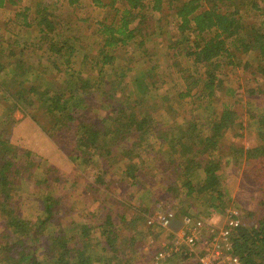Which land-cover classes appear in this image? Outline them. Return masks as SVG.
I'll return each mask as SVG.
<instances>
[{"label":"trees","instance_id":"obj_1","mask_svg":"<svg viewBox=\"0 0 264 264\" xmlns=\"http://www.w3.org/2000/svg\"><path fill=\"white\" fill-rule=\"evenodd\" d=\"M19 1L0 0V8ZM53 3L36 10L30 20L22 8L14 17L21 19L23 40H0V118H7L0 135V264H127L117 238L125 232L133 246L150 215L142 217L147 211L142 209L146 197L141 185L148 183L146 162L152 165L149 171L168 172L175 179L162 188L163 194L186 203L220 205L219 173L225 167L256 183L254 208L237 212L241 224L233 236V251L241 264H264V0H150L149 6L144 0ZM84 7L100 13L79 16ZM59 8L66 11L64 18ZM147 9L157 14L159 26L170 17L175 27L177 36L165 46L176 51L165 67L170 84L157 77L158 62L133 68L135 54L150 56L146 42L155 30ZM159 26L158 34L164 35ZM27 27L35 31L33 45L45 50L48 66L65 76L64 86L54 85L56 78L45 73L38 82L28 76ZM178 54L191 62L192 70L180 66L174 56ZM173 69L176 73H170ZM229 69L241 75L235 88L223 86L222 74ZM44 80L58 88L49 89L47 83L42 89ZM179 80L182 89H175ZM243 81L252 87L245 91ZM156 84L163 90L151 94ZM199 99L197 104L194 100ZM19 103L27 109L21 110L23 116L75 165L83 183L80 201L89 194L93 201L103 199L111 187V192L134 187L138 209L127 216L107 208L94 214L84 204L72 218L66 217L70 209L63 211L71 206L66 179L9 142ZM180 103L185 110L175 106ZM164 118L169 124L162 125ZM245 131L253 133L251 146L235 142ZM112 162L121 164L116 173ZM153 199L158 205V196ZM188 215L175 212L178 219ZM116 223L122 224L120 229ZM38 245L44 246L43 260L32 251Z\"/></svg>","mask_w":264,"mask_h":264},{"label":"rangeland","instance_id":"obj_2","mask_svg":"<svg viewBox=\"0 0 264 264\" xmlns=\"http://www.w3.org/2000/svg\"><path fill=\"white\" fill-rule=\"evenodd\" d=\"M89 2V0H87ZM150 0H144V3L149 6L148 3ZM13 2H17V0H13ZM54 0H20L16 5L9 7L10 5H7L8 7L0 8V40H5L6 38L12 37L17 38L19 40H23L21 38L22 32L24 29H21L18 25L21 21V19L18 17L15 19L14 15L17 12H20L22 8L27 9V16L30 20L32 16L34 15L36 10H40L41 7L47 6V7H53L54 6ZM86 2V0H85ZM84 4L83 6H85ZM164 7H166V4L164 3ZM61 9V10H60ZM61 18H64L63 13L66 11L62 8H59ZM57 10V11H58ZM92 12V16L97 17L100 13L99 9L89 10L87 7H84L83 10L78 12L79 16H89ZM147 16L150 18V23L153 26V30H155L154 34L149 37V40H151L148 44V41L146 42L147 47H149V55L150 56H144L141 57L139 54H135L134 56V69L140 70L144 65L148 64L150 62L151 64H154L158 62L160 65L158 66V72H156L158 78H164V81H166L167 84H170L172 81L170 78L166 77L169 73V71L165 70V67L170 61H172V56L176 52H172L171 50L168 51L165 49V46L170 43V38H174L177 36L175 32V27L170 22L172 19L168 17L167 19L162 21L161 26H159L156 23L157 14L152 13L149 9L146 10ZM156 26L161 27L164 35L158 34V29H156ZM34 29V28H33ZM27 32L25 34L28 37V43L26 45L27 49L25 50L24 54L26 58H30L26 62V67H31L26 72L29 74L28 76H35L36 81L45 78L43 76V73L47 74L46 76L52 75L54 78H56L54 85H65L64 80L66 79L65 76H62V74H57L51 67L48 66V59L47 55L45 53V50H37V48L33 45L37 41V37L35 35V31L32 30L31 27H27L25 29ZM12 32V33H11ZM90 41V40H89ZM19 48H23L22 41H19L18 43ZM154 49V50H153ZM154 51V52H153ZM155 53V55H154ZM82 54V52L80 53ZM176 59L179 61V64L182 68H186V70H192L193 65L191 62L185 58L183 55H174ZM155 57V58H154ZM149 63V64H150ZM149 66V65H148ZM11 68V67H10ZM167 71V72H166ZM42 72V73H39ZM170 73H176V69H173L170 71ZM91 78H96L95 75H93V72L90 73ZM176 75H174L173 78H175ZM223 86L227 88H235L236 82L239 79L240 80V72H231L230 69L227 71H224L223 74ZM156 80V79H155ZM47 83L49 84V89H57L58 86L54 87V85L51 83L50 80H44L42 83V89H44L47 86ZM60 83V84H59ZM243 87L245 88V91L249 88H251V84L244 83L243 81ZM175 89H182L181 81L174 82ZM151 87V86H150ZM154 87L156 88H150V92L155 93L160 89L163 90V87L159 84H156ZM168 88V87H164ZM157 90V91H156ZM156 91V92H155ZM95 92V91H94ZM175 96V95H174ZM97 99V97L95 98ZM99 101V100H98ZM188 101V100H187ZM197 104L201 103V100H194ZM185 104V103H184ZM183 104V105H184ZM215 104V103H214ZM216 105V104H215ZM176 107H179L183 110L191 109L190 101L187 102L186 105L183 106L180 104L175 105ZM213 106V104H212ZM217 106V105H216ZM2 108V107H1ZM11 109V108H10ZM21 110H27L24 104L17 105V108L13 111V118L16 120V123L13 126H10V133H9V142L13 146L20 147L23 150H27L32 152V154L39 158V160L42 162L43 166L50 165L56 170L55 176H60L61 180L67 181L65 183V187L67 190L66 197L67 202L71 205L69 208H65L63 213H67L68 210L70 211L68 214H66V217L72 218L73 213L79 212V208L84 206L86 204L85 210L96 214L98 208L100 209L107 208L108 210L112 212H119L123 214V216H127L131 212H135L138 209V206L140 205V201L137 199L139 196V192L137 189L130 188L126 190V192H118V191H112V187L109 192L106 194H103V199L99 198V200L93 201L92 194H89V198L83 199V201H80V189L81 185V178L79 172H77V169H75V165L72 163V161L64 154L65 152L59 150L55 144L45 137L43 134L38 132V130L32 125V123L29 121V119L25 116H23ZM158 116V114H156ZM39 116V115H38ZM162 116V115H161ZM160 116V117H161ZM187 116H190L187 114ZM7 121L6 119L0 118V135L3 136V130H6L7 125H5ZM162 125L169 124V120L167 118L162 120ZM1 128H4L1 130ZM253 133H249L245 131L243 133V138L236 139L237 144H242L243 146H251L253 144L252 141ZM63 146V148L66 146ZM143 148L147 149L146 146ZM142 162L145 163V158L142 159ZM111 171L113 173H116L117 170L116 167H121V164H115L111 163ZM152 165L149 163H145V169L146 174L148 178H145L146 182H142L141 185L144 187L145 191V200H143V208L147 209L146 212L142 213L143 218H152L157 219L160 215L172 210L174 212H181L185 210L189 215L191 216H200V217H211L213 216L214 223L218 224V222L225 216V213L228 210H235L236 212L244 213L242 210H250L254 208L255 199L258 198V185L248 183L243 179L241 176V172L236 170L235 168L225 167L221 173H219L220 177V184H221V190L223 194V199L221 200L220 205L217 207H209V205L204 204L203 202H181L179 199H172L170 195L163 194V189L170 183H174V178L166 172L165 175H156V173L152 170L149 171L148 169L152 168ZM149 176H152L153 178L150 179ZM73 177H76V180H73ZM72 179V180H71ZM243 179V180H242ZM109 180H113V176L109 177ZM196 180V178H193V182ZM248 180V179H247ZM163 181H166V185L163 184ZM177 183V182H176ZM146 184V185H145ZM178 184V183H177ZM146 186V187H145ZM165 186V187H164ZM57 190L61 192L60 185H57ZM135 190V192H134ZM184 191V190H183ZM134 192V195L132 193ZM147 194V196H146ZM158 196V205L154 203V196ZM132 197V201L130 203L128 202V199ZM150 196V197H149ZM102 199V200H101ZM153 199V200H152ZM65 200V198H64ZM73 201V202H72ZM208 202V201H207ZM122 203V206H121ZM125 205H131L132 207L126 208ZM35 204L31 205L30 208L31 211H35L36 208ZM123 207V208H122ZM148 212V213H147ZM147 218V219H148ZM117 219V218H116ZM145 222V221H144ZM117 228H121L122 224L116 223ZM144 224V223H143ZM145 225V228H144ZM140 226V230L142 233L140 238L133 244V246H130L129 242L125 240L126 233L122 232L119 233L117 238V246H121V248L124 249V253L127 254L126 258L129 259L127 264H150V255L149 252H152L153 250H156V246H159L161 243H164L168 235L163 232V230L157 229L156 227H148L147 224H144ZM179 227V222L174 221L171 228L175 229ZM118 229V230H119ZM145 232H143V230ZM152 240L153 245H150L149 241ZM34 249V256L38 259H44V253L42 246L38 245ZM112 255H109L111 257ZM134 258L135 261H131V259ZM119 261V260H118ZM115 262V261H114ZM113 262V263H114ZM122 264V263H121Z\"/></svg>","mask_w":264,"mask_h":264},{"label":"built area","instance_id":"obj_3","mask_svg":"<svg viewBox=\"0 0 264 264\" xmlns=\"http://www.w3.org/2000/svg\"><path fill=\"white\" fill-rule=\"evenodd\" d=\"M174 221L179 227L171 228ZM211 217L183 216L170 210L147 226L163 230L167 240L151 252L150 264H241L233 251V236L240 226L238 213L228 210L216 224ZM153 245L152 240L149 241Z\"/></svg>","mask_w":264,"mask_h":264}]
</instances>
